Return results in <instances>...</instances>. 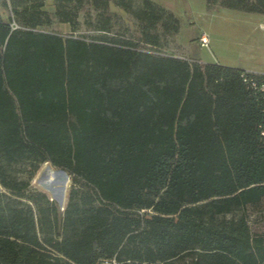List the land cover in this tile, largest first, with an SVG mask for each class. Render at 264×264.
Masks as SVG:
<instances>
[{
	"label": "trees",
	"instance_id": "16d2710c",
	"mask_svg": "<svg viewBox=\"0 0 264 264\" xmlns=\"http://www.w3.org/2000/svg\"><path fill=\"white\" fill-rule=\"evenodd\" d=\"M44 1L10 0L0 19V264H264V238L232 215L264 200V76L251 89L242 69L145 50L179 29L151 0H114L135 40L108 35L107 0H90L102 35L41 31ZM44 162L72 176L62 211L25 194ZM20 163L26 178L8 173Z\"/></svg>",
	"mask_w": 264,
	"mask_h": 264
},
{
	"label": "rangeland",
	"instance_id": "374dc122",
	"mask_svg": "<svg viewBox=\"0 0 264 264\" xmlns=\"http://www.w3.org/2000/svg\"><path fill=\"white\" fill-rule=\"evenodd\" d=\"M173 13L179 21L178 32L161 35L160 46L145 50L154 54L172 56L189 62L212 63L230 67L244 66L264 70V14L231 10L219 4H207L206 0H151ZM141 0H133L138 7ZM63 7L72 18V25L60 23L53 17L56 7ZM52 18V24L40 28L61 36L83 37L85 40L102 35L95 30L98 25V12L90 0H45L41 8ZM105 16L112 19L114 39H134L140 31L139 22L133 16L107 0ZM13 17L10 0H0V19ZM161 34L158 26L155 31ZM208 34L209 49L201 48L197 38L201 33ZM27 166L16 164L8 168V173L16 178H26ZM73 185L72 176L67 171L53 166L50 162L41 163L34 176L29 179L25 192H42L55 201L62 211L67 203L68 193ZM1 192H6L0 187ZM141 213V212H140ZM232 215H243L253 235L264 238V200L256 206L236 210Z\"/></svg>",
	"mask_w": 264,
	"mask_h": 264
},
{
	"label": "built area",
	"instance_id": "2783aa9c",
	"mask_svg": "<svg viewBox=\"0 0 264 264\" xmlns=\"http://www.w3.org/2000/svg\"><path fill=\"white\" fill-rule=\"evenodd\" d=\"M10 26L12 29L19 28V26H17L14 21L11 22ZM197 44L201 48L209 49L208 34H206L204 32L201 33L200 36L197 38ZM251 75L264 76V73H257V72H253V71H247V70H244L241 73L240 76H241L243 82L245 83V85L247 86V88L256 89L257 88V82L255 81V78H254L255 76L253 77ZM259 86H260L259 87L260 90H264V83H261Z\"/></svg>",
	"mask_w": 264,
	"mask_h": 264
},
{
	"label": "crops",
	"instance_id": "0c3cea01",
	"mask_svg": "<svg viewBox=\"0 0 264 264\" xmlns=\"http://www.w3.org/2000/svg\"><path fill=\"white\" fill-rule=\"evenodd\" d=\"M212 63H217L219 64V62L215 61V62H212ZM235 68H238V69H242V70H247V71H253V72H257V73H264V70H261V69H255V68H247V67H242V66H239V67H235Z\"/></svg>",
	"mask_w": 264,
	"mask_h": 264
}]
</instances>
